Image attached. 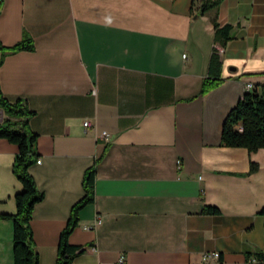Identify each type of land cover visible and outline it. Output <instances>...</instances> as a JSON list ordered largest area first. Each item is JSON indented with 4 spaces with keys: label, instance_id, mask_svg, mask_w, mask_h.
Instances as JSON below:
<instances>
[{
    "label": "crops",
    "instance_id": "0c3cea01",
    "mask_svg": "<svg viewBox=\"0 0 264 264\" xmlns=\"http://www.w3.org/2000/svg\"><path fill=\"white\" fill-rule=\"evenodd\" d=\"M201 1H1V44L33 43L4 57L0 90L32 112L39 264H55L91 167L94 198L69 236L85 251L71 264H251L264 251V148L221 145L246 85H264V0L221 1L224 45ZM205 80L219 83L204 92ZM17 151L0 138V264H14L12 222L1 216L16 213L22 189Z\"/></svg>",
    "mask_w": 264,
    "mask_h": 264
},
{
    "label": "trees",
    "instance_id": "16d2710c",
    "mask_svg": "<svg viewBox=\"0 0 264 264\" xmlns=\"http://www.w3.org/2000/svg\"><path fill=\"white\" fill-rule=\"evenodd\" d=\"M222 0H202L201 10H214L211 18L215 30V41L226 44L231 39L230 25L220 26L216 20V10ZM33 43L26 38L13 47H5L0 42V65L7 54L20 50H32ZM216 53V52H215ZM214 61V57H213ZM212 63V61H211ZM219 81H204V92L217 85ZM0 110L3 118L0 121V138L17 146L12 170L22 189L15 194L16 213L2 215L1 218L12 222V254L14 264H39L38 253L33 240L30 225L33 208L43 199V193L37 189L35 181L29 173L30 166L37 157V135L29 127L32 112L25 104L17 101L8 102L0 90ZM221 145L225 147H242L252 153L264 148V85L253 86L238 100L236 106L224 120L221 131ZM258 166L251 163L250 173L256 172ZM95 168L86 170L83 177V197L70 210L67 223L59 235L57 259L55 264H71L73 259L85 251L84 246L69 243V236L78 223L80 210L93 201ZM203 213L218 215L220 211L215 206H205ZM264 214V208L260 211ZM264 260V251L255 256ZM248 261L251 263L250 257ZM253 264V263H251Z\"/></svg>",
    "mask_w": 264,
    "mask_h": 264
},
{
    "label": "built area",
    "instance_id": "2783aa9c",
    "mask_svg": "<svg viewBox=\"0 0 264 264\" xmlns=\"http://www.w3.org/2000/svg\"><path fill=\"white\" fill-rule=\"evenodd\" d=\"M1 1L2 0H0V3H1ZM214 50H215V52L217 53V54H219V55H221L223 52H224V48H223V46H221L220 44H218V43H215L214 44ZM253 88V85L252 84H247L246 85V89L247 90H251ZM0 121H1V115H0ZM84 126L85 127H88L89 125H90V123H89V121H84ZM37 163H40V160L38 159L37 161H36ZM100 218L98 217V216H96L95 217V223H94V225H98V224H100ZM219 253H217V252H213V253H207V254H205L204 255V258L205 259H207V258H211V257H213V258H219ZM119 262L121 263V264H126L125 262H124V259H123V257H120L119 258ZM251 263H253V264H264V260H258V259H256V258H253V259H251Z\"/></svg>",
    "mask_w": 264,
    "mask_h": 264
},
{
    "label": "water",
    "instance_id": "95a60500",
    "mask_svg": "<svg viewBox=\"0 0 264 264\" xmlns=\"http://www.w3.org/2000/svg\"><path fill=\"white\" fill-rule=\"evenodd\" d=\"M1 113H2V111H1Z\"/></svg>",
    "mask_w": 264,
    "mask_h": 264
}]
</instances>
